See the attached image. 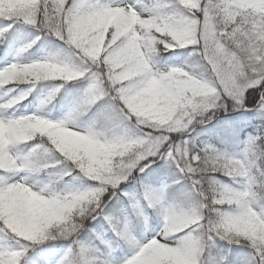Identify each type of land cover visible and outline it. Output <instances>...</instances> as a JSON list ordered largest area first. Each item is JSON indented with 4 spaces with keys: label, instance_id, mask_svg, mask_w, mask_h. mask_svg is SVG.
<instances>
[{
    "label": "snow or ice",
    "instance_id": "obj_1",
    "mask_svg": "<svg viewBox=\"0 0 264 264\" xmlns=\"http://www.w3.org/2000/svg\"><path fill=\"white\" fill-rule=\"evenodd\" d=\"M0 21L6 61L35 30L0 66V264H264V0H0ZM41 36L62 46L21 62ZM221 111L251 114L239 151L197 131L235 132Z\"/></svg>",
    "mask_w": 264,
    "mask_h": 264
},
{
    "label": "trees",
    "instance_id": "obj_2",
    "mask_svg": "<svg viewBox=\"0 0 264 264\" xmlns=\"http://www.w3.org/2000/svg\"><path fill=\"white\" fill-rule=\"evenodd\" d=\"M4 22L0 21V26H2ZM17 29L19 30L16 39L14 40L13 44L10 46L9 54L7 56V61L0 57V66H3L4 63L8 61H12L15 58V49L23 43L26 39H31L33 33L35 32L29 26H22L17 25ZM41 41H44L42 44ZM41 41H37L32 48L28 49L27 52L22 54L20 57L21 62L23 61H30L31 59H35L37 57L47 55L57 51V49L62 46V42L58 41L55 36H41ZM4 45H0V49H3ZM176 52H184V49H177ZM164 59L160 61L159 65L164 66L166 62H174L180 63L184 59L183 56L178 57H171L169 54L164 53L162 54ZM58 81H41L38 82L36 88L33 90V93L30 94L24 101H22L19 105L15 106L17 109L15 111L19 112H31L34 111L39 100L43 97L44 94L47 93L49 88L52 87L54 83ZM27 84H20L19 88L27 87ZM68 91L65 92L63 89L56 97L48 104L43 106V111L45 113H49L52 117H60L62 116L68 109L72 99L74 98L76 92L79 90L78 88L73 89L66 85ZM84 116L81 119L87 120L89 116ZM225 116H232L235 117V124L234 127L237 129L235 132L231 128H225L222 125L218 124L217 121L214 119L210 121L208 124L199 125L197 131L204 132L206 134V138L210 139L211 142L217 144V146L227 147L229 151H239L242 147L241 144L238 143L239 140H243L244 137L247 135L248 132L252 131L251 127V114H237V113H228L225 114L221 111L220 118L224 119ZM221 140L224 141V144H221ZM167 174L166 170L162 173H159L158 176L153 177L149 182L153 183L154 186H158L161 183ZM66 180H70V177H65ZM221 179H226V177H221ZM128 190L134 191L136 190L139 185L138 182L134 179H129V181L125 182ZM149 221L147 225H144L142 222L139 223V229L141 233L146 232L148 229H152V227L159 222L160 217L156 214V212L152 209H149ZM134 223H137L134 221ZM218 243L224 244L225 242L219 241ZM234 249H242L246 251L247 249H243L242 245H231ZM119 251V249L117 250Z\"/></svg>",
    "mask_w": 264,
    "mask_h": 264
},
{
    "label": "rangeland",
    "instance_id": "obj_3",
    "mask_svg": "<svg viewBox=\"0 0 264 264\" xmlns=\"http://www.w3.org/2000/svg\"><path fill=\"white\" fill-rule=\"evenodd\" d=\"M23 62H27V61H23ZM160 66V65H159ZM21 88H23V87H21ZM15 109H17V107H15ZM19 113H25L24 111L23 112H19ZM18 113V114H19ZM161 226V221H160V223L158 224V225H156L153 229H156V230H158V228ZM152 229V230H153ZM152 230H147L146 232H151ZM51 243H57L56 241H51Z\"/></svg>",
    "mask_w": 264,
    "mask_h": 264
}]
</instances>
